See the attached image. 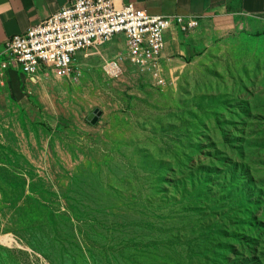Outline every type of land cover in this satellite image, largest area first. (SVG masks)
Instances as JSON below:
<instances>
[{
	"label": "rangeland",
	"instance_id": "374dc122",
	"mask_svg": "<svg viewBox=\"0 0 264 264\" xmlns=\"http://www.w3.org/2000/svg\"><path fill=\"white\" fill-rule=\"evenodd\" d=\"M172 40L154 68L114 38L68 78L0 74V160L35 184L0 192V264H264V30Z\"/></svg>",
	"mask_w": 264,
	"mask_h": 264
},
{
	"label": "built area",
	"instance_id": "2783aa9c",
	"mask_svg": "<svg viewBox=\"0 0 264 264\" xmlns=\"http://www.w3.org/2000/svg\"><path fill=\"white\" fill-rule=\"evenodd\" d=\"M115 0H72L48 19L8 38L0 70L16 69L26 76L53 73L68 78L78 54L124 40L126 53L117 57L138 68L157 66L172 26L186 33L199 19L179 15H150L133 3L116 7Z\"/></svg>",
	"mask_w": 264,
	"mask_h": 264
},
{
	"label": "crops",
	"instance_id": "0c3cea01",
	"mask_svg": "<svg viewBox=\"0 0 264 264\" xmlns=\"http://www.w3.org/2000/svg\"><path fill=\"white\" fill-rule=\"evenodd\" d=\"M72 0H0V60L4 57L5 41L24 34L29 28L48 19ZM133 3L150 15H179L209 23L223 33L239 29L264 30V0H115L116 7ZM181 33L172 26L164 34L162 56H167L173 45V36ZM8 79L14 80L16 69L0 70ZM5 93L0 92V118L7 115Z\"/></svg>",
	"mask_w": 264,
	"mask_h": 264
},
{
	"label": "trees",
	"instance_id": "16d2710c",
	"mask_svg": "<svg viewBox=\"0 0 264 264\" xmlns=\"http://www.w3.org/2000/svg\"><path fill=\"white\" fill-rule=\"evenodd\" d=\"M2 149L4 152L1 153L3 159L0 160V192L2 189H6L9 193H23L26 184H28L30 193H34L33 187L35 184L32 174L20 168L15 161V164L13 163L11 157L15 155L14 152L9 148ZM250 256L252 257V255ZM252 259L257 261L251 263L249 260L250 264H261L258 256H254Z\"/></svg>",
	"mask_w": 264,
	"mask_h": 264
},
{
	"label": "water",
	"instance_id": "95a60500",
	"mask_svg": "<svg viewBox=\"0 0 264 264\" xmlns=\"http://www.w3.org/2000/svg\"><path fill=\"white\" fill-rule=\"evenodd\" d=\"M100 115L99 110H95L89 117L88 121H90L91 124H94L97 121L98 116Z\"/></svg>",
	"mask_w": 264,
	"mask_h": 264
}]
</instances>
